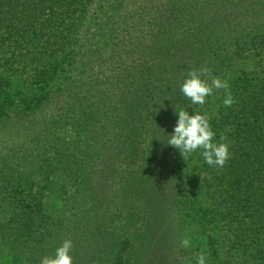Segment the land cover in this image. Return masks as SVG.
Here are the masks:
<instances>
[{"label":"trees","instance_id":"trees-1","mask_svg":"<svg viewBox=\"0 0 264 264\" xmlns=\"http://www.w3.org/2000/svg\"><path fill=\"white\" fill-rule=\"evenodd\" d=\"M147 1L0 0V68L7 69L12 61H32L48 66L40 67V71L50 70L52 80L60 70L82 67L76 58L88 57L91 47L87 41L78 45L79 40L86 38L93 28L101 35L103 30L105 34H113L110 30H118L120 12L133 9L128 13L129 26L136 35L137 50L145 48L139 53L133 49L139 62L135 68L137 75L148 80L142 81V87H136L133 107L137 108L133 114L140 115V121L144 122L143 117L149 113V95L162 88L148 83L154 75L148 70H154V65L160 64L165 73L173 60L179 63L185 60V64L176 67L178 71L185 67V79L193 69L207 67L211 74H226L233 71L237 59L257 60L264 56V0ZM91 9L90 19L94 18L96 25L84 28L82 33L81 27ZM53 61L56 64L50 63ZM5 72L0 75V123L11 118L10 113L31 116L45 97L40 95L32 103H26L23 96L16 98L11 93L13 77ZM258 80L246 75L232 82L233 97L241 100V104L239 109H227L219 125L235 126L238 146L231 149L230 159L215 182L218 208L228 225L235 228V239L240 242L247 264H264V78L260 84ZM65 82L66 78L62 84ZM18 99L25 101V107ZM107 101H114V97L108 95L103 101L101 121L114 118L120 128V136L109 145L102 141V133L107 129L103 122V131L100 127L91 128L88 134L86 125H76L74 139L68 142L74 149L65 148L67 143L57 139L53 149H40L39 160L30 153L23 157L19 150L13 155H4L0 150V258L5 259L0 264H41L42 258L53 256L65 240L75 241V233L81 227L92 222V227L99 230L107 224L100 216L101 208L114 189L107 182L109 192L102 194L101 183L93 176L98 175L104 160L114 158L128 164L133 153L130 151L119 159L126 150L122 149L118 157H113L112 152L125 145L121 135L128 126L120 112L130 110L132 100L126 105V100L118 99L117 107L107 106ZM126 180L130 192L133 179ZM87 186L92 192L89 209ZM69 189L73 190L71 194ZM178 202L177 199L176 208ZM209 240L207 246L214 258L217 243L210 236ZM115 246L120 247L118 243ZM197 249L201 247L198 245Z\"/></svg>","mask_w":264,"mask_h":264},{"label":"rangeland","instance_id":"rangeland-1","mask_svg":"<svg viewBox=\"0 0 264 264\" xmlns=\"http://www.w3.org/2000/svg\"><path fill=\"white\" fill-rule=\"evenodd\" d=\"M102 1L104 0H97V3ZM146 2L148 1L145 0L144 3ZM92 9L81 27L82 33L84 28L96 25L97 21L90 19ZM129 10L133 12L130 8L120 12L118 30H110L113 34H105L103 30L101 35L93 28L86 38L79 40L78 45L87 41L86 44L91 47L88 57L76 58V63L82 67L73 66L74 68L60 70L52 80L50 70L40 71L42 65L32 61H12L10 66H6L7 72V69L0 68V75L5 72L6 76L13 77L11 93L16 98L18 95L23 96L26 103H32L36 97L45 95L43 104L35 108L31 116L21 112L10 113L11 118L0 123V150L4 155H13L15 150H19L23 157L30 153L35 160H39L37 156L40 149H53L52 144L57 139L67 143L68 146L63 144L65 148L74 149L68 142L74 139L76 125H86L85 133L88 134L91 128L96 130L100 127L101 130L103 122H106L107 129L101 130L102 141L109 145L113 138L120 136V128L114 118L101 121L104 115L101 110L103 101L111 95L114 101H107L106 105L117 107L118 99L126 100V105L132 100L130 110L120 112L128 126L126 136L124 137L125 132L121 135V139L126 141L125 145L121 149H112L113 157H118L122 149L126 150L119 159L133 151L131 162L126 164L114 158L104 160L98 175L93 176L94 180L101 183L102 194L109 192L107 182L114 189L101 208L103 212L100 216L107 224L96 230L90 222L75 233V241L70 239L73 242L71 255L74 264H196L195 257L201 251L207 252L209 264H247L239 248L240 242L235 239V228L228 225L218 208L219 196L215 191V182L222 167H209L199 152L184 160L178 150L162 143L167 142V134L172 133L176 124L175 109H184L190 114H194L193 111L206 114L216 132V140L227 143L229 151L235 149L238 146L234 139L235 126L219 124L227 109H239L241 100H235L234 105L225 107L224 90H215L207 98L205 105H192L180 91L187 70L185 67L181 71L176 70L177 65L185 64V60L180 63L173 60L165 73L159 68L157 61L154 62L157 64L153 66L154 70H148V73L154 72L148 83L162 85V88L149 95V113L145 114L144 122H141V116L133 114L137 108V105L133 107V96L136 95V87H142V81L148 80L136 72L139 65L137 57L133 56V49L137 50L136 35L133 27L131 29L129 26ZM144 50V47H139L136 53ZM50 63L54 65L56 61ZM46 67L48 66L42 68ZM246 75L259 78L257 84L261 83L264 78V56L257 60L237 59L233 71L226 74L214 73L209 77V82L213 77L227 80L232 94V82ZM64 78L67 79L63 83L65 86L62 84ZM18 101L25 107V101ZM138 122L141 123L139 127ZM222 136L226 139L221 140ZM38 137L41 138L35 141ZM128 177L133 179L130 192L125 185ZM85 190L86 196L90 197L86 205L89 209L92 192L88 186ZM72 192L69 189V194ZM177 199L178 208L175 206ZM91 214L93 213L90 211L89 216ZM185 236L191 237V248L180 246L179 242ZM209 236L217 243L218 250L214 258L207 246ZM115 243L120 247L117 248ZM197 243L201 249H197ZM4 261V258H0V263Z\"/></svg>","mask_w":264,"mask_h":264},{"label":"clouds","instance_id":"clouds-1","mask_svg":"<svg viewBox=\"0 0 264 264\" xmlns=\"http://www.w3.org/2000/svg\"><path fill=\"white\" fill-rule=\"evenodd\" d=\"M211 70L207 67L193 69L189 72L181 85V93L188 98L192 105H205L207 98L214 94L215 90H224L225 98L223 105L231 107L235 99L230 91V84L227 80L219 77L211 78ZM177 120L172 133L167 134V142H162L165 146H170L179 151L184 160L194 153L199 152L204 162L209 167H223L230 159L229 145L216 140V132L213 130L209 117L184 109H175ZM226 137H221V140ZM180 246L188 249L193 246L191 237L185 236L180 240ZM73 242L65 240L63 244L55 250L53 256L43 257L41 264H74L71 255ZM196 264H209V256L206 251H201L196 257Z\"/></svg>","mask_w":264,"mask_h":264}]
</instances>
